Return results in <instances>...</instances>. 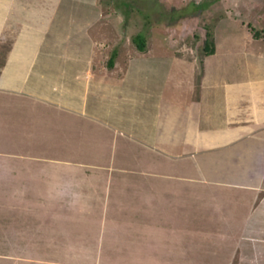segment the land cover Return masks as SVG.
<instances>
[{
	"label": "crops",
	"instance_id": "1",
	"mask_svg": "<svg viewBox=\"0 0 264 264\" xmlns=\"http://www.w3.org/2000/svg\"><path fill=\"white\" fill-rule=\"evenodd\" d=\"M13 2L14 10L12 0H0V43L5 29L13 38L21 29L22 42L32 34L42 45L48 7ZM32 25L37 27L29 31ZM24 46L22 69L6 74L0 68V264H26L41 240L49 256L35 258L42 264H264V60L236 63L242 73L234 78L203 79L198 97H179L187 100L182 109L170 107L164 114L162 84L133 86L132 97L134 88L144 90L138 92L144 110L137 117L147 123L148 111L159 109L154 118L169 119V132L158 124L162 134H155L137 132L138 125L127 121L123 129L107 114L83 113V106L52 95L42 66L35 64L39 49ZM206 56L215 57L216 48ZM206 60L205 66L214 63ZM215 64L224 68L220 59ZM243 69L256 73L245 75ZM77 115L96 122L93 130L81 128ZM96 126L112 131L110 144L115 133L123 136H116L118 150L105 144L99 151L104 138ZM25 137L33 142L23 143ZM14 138H21L23 147L19 140L15 148ZM59 141L65 146L81 141L94 150H78L71 159L55 149L56 156L42 151ZM101 151L103 160L79 159ZM60 202L69 203L65 214L51 209ZM20 204L27 214H20ZM36 213L45 217L41 239L27 228ZM69 232L75 234L67 239Z\"/></svg>",
	"mask_w": 264,
	"mask_h": 264
},
{
	"label": "rangeland",
	"instance_id": "2",
	"mask_svg": "<svg viewBox=\"0 0 264 264\" xmlns=\"http://www.w3.org/2000/svg\"><path fill=\"white\" fill-rule=\"evenodd\" d=\"M13 1L12 6L9 7L12 10L16 8ZM25 1L29 3V6L35 8L48 7L46 9H49V15L45 16L46 24L42 25L48 31L44 34L42 45H38V40H34L35 36L32 34H29L30 40L22 42L21 37L24 33L21 32V29L17 31L18 38H13L14 33L8 34L9 30L5 29L2 33L5 39L3 38L4 40L2 39L3 41L0 43V61L8 59V62L5 61V64H3L6 69L0 65L1 71L8 74L9 71L14 73L15 70L22 69V66H24L22 62L26 57H23L21 49H25L26 46L24 45H30L31 49L36 47L39 51L35 57V64L42 66V70L45 72L43 74L45 82L49 86L51 84L53 88V91L51 87L49 89L52 95L55 91V93L65 96L72 106H83V113L109 116L111 121L116 122L123 129H126V124H123V122L127 121L138 125L137 132L145 130L149 133L162 134L161 131H157L158 124L163 126V131L169 132V126L166 125L169 119L159 120L158 122V117L154 118L155 112L157 113L159 109L155 112L149 109L148 113L151 115L152 120H148L147 123H144L139 116L137 117L144 110L143 107H140L141 97H139L138 92L144 90L142 88L136 89L142 87L145 82H150L149 85H152L153 82H157L159 85L162 84L164 100L163 111L161 109L160 111L164 114L170 107L176 109L180 105L182 109L183 103L185 104L187 100H184V102L178 101L179 97L181 99L198 97V84H202L206 78L216 76L219 80L225 74L234 78L242 73L241 68L236 70V63H243V65L249 63L251 65V62L259 61L261 63L264 60V34L260 32L257 38L252 36L253 30L262 31L261 29L264 28V0ZM191 13H194L195 16H190ZM205 23H209L213 34L214 47L216 48V56L209 57L207 60L205 59L207 56H204L201 48L196 45L199 39H194L190 32L192 30L199 33V25ZM36 27V25L28 26V29L30 31V29L33 30ZM136 34L143 35L146 42L144 54L140 56L135 54L137 49L132 41ZM36 36L38 37L39 33L36 32ZM6 51H11L10 56H3ZM110 55L114 56L113 66L111 67L107 64ZM199 58L202 59L201 66L197 62ZM216 58L222 60V64L224 63L223 69L218 64L213 65ZM205 60L209 62L208 65L213 61L214 63L208 67L205 66ZM215 66L218 67V71L221 73L215 69ZM124 69L126 70L124 71ZM78 70L83 71L78 73L80 80L76 77ZM243 70L245 75L248 74V71L249 74L256 73L255 69ZM123 71L124 73H122ZM95 74L103 75V77L95 76ZM120 76L123 78H120ZM133 86L136 88L133 89L136 91L135 97L130 95ZM144 88L146 89V86ZM105 89L109 92H103ZM152 91L155 93V97H160L158 96L159 89H153ZM111 94L113 95V101L109 99ZM150 104L153 103L150 102ZM147 105H149V102L146 103ZM133 112L135 113L133 114ZM77 116L81 118V128L87 127L88 131L93 130L96 122L93 125L89 117ZM72 117L75 118V115ZM142 123L146 125H142ZM54 124L52 130L58 128L57 123ZM95 130L97 134L104 138V143L100 146L99 151L105 150L106 145L108 150L112 149L113 151L114 148L118 150L119 141L115 143L116 136L120 140L123 136L120 137L115 133L114 142L110 144L112 139L110 129L96 126ZM14 139L16 140L14 147H17L16 144L19 140V146L23 147L21 138ZM27 139L33 142L32 139L26 137L23 138L22 142L25 143ZM10 140L12 142V137ZM82 143L81 141L73 145L67 143L65 146L64 142L60 143L59 141L57 144L55 143L56 145L53 144L43 148L42 151L45 150L47 154L50 153L56 156L52 152L55 149L59 153L57 156L71 159L73 154L79 152L78 150H94V147L91 149L82 146ZM36 145L34 144L35 153L39 152L36 150ZM60 148L65 150L63 151ZM102 151L99 154L97 153L98 156L97 154L94 155L95 159L92 158L91 152L88 157L83 155L79 159H89L91 163H94L97 159L103 160ZM114 154L117 157L119 152L116 151ZM94 177H97V175ZM68 205L69 203L60 202L59 208L51 209L54 212L58 211L65 214L69 210ZM204 205L205 203L200 204L201 208ZM41 206L43 207V204ZM16 207L19 211L22 210L20 214H27L24 211L23 204ZM34 207L35 210L39 211L40 208ZM38 207L40 206L38 205ZM204 208L209 210L207 205ZM217 208L211 206V211H215ZM214 213L216 212L212 214ZM42 218L45 217L36 213L31 218L30 226L27 227L30 233H33V229H36L34 233L36 232L40 239L43 233L39 231V228L45 224ZM74 234L75 232H69L66 235L67 239L72 238ZM77 234L80 235L79 232ZM33 241L35 240L33 239ZM40 242H34V248L30 250L29 254L30 257L34 258L31 261L28 260L26 264H42L41 260L35 258L46 259L49 257L46 254L45 246L43 245L42 248ZM73 256L66 255L69 260L75 258Z\"/></svg>",
	"mask_w": 264,
	"mask_h": 264
},
{
	"label": "trees",
	"instance_id": "3",
	"mask_svg": "<svg viewBox=\"0 0 264 264\" xmlns=\"http://www.w3.org/2000/svg\"><path fill=\"white\" fill-rule=\"evenodd\" d=\"M190 16H195L194 13H191ZM199 33H195L194 31L190 30V32L192 33V36L194 39H199L198 44H196L198 47L201 48L202 54L205 55H209L212 54L215 50L214 47V40H213V34L211 33L210 27H209V23H205L204 25H199ZM260 30H253L252 31V36L254 38H257L260 35V32H263L264 34V28ZM132 41L135 45V48L137 49V51H135L136 55L138 54V56L144 54L143 52L146 49V42H145V37L141 34H136L133 38ZM135 55V56H136ZM114 56L110 55V57L108 58L107 64L109 67L113 66V62H114ZM198 65H202V59L199 58L197 60Z\"/></svg>",
	"mask_w": 264,
	"mask_h": 264
}]
</instances>
